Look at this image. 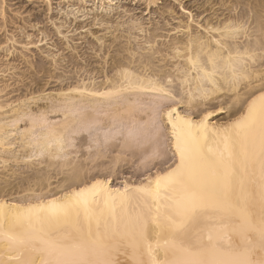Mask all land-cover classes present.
<instances>
[{"label": "bare ground", "instance_id": "obj_1", "mask_svg": "<svg viewBox=\"0 0 264 264\" xmlns=\"http://www.w3.org/2000/svg\"><path fill=\"white\" fill-rule=\"evenodd\" d=\"M7 1L0 0V264L264 260V110L257 99L264 93V0H228L227 13L197 19L194 29L192 11L181 5L189 20L172 35L147 36L126 15L112 26L120 35L113 33L97 70L68 76L48 73L63 57L46 31L38 28L35 41L15 24L11 12L23 11ZM40 1L52 10L51 0ZM98 2L101 10L113 7V0ZM42 40L48 65L25 61L42 81L18 85L23 72L14 53H32ZM95 40L101 52L104 41ZM9 80L16 88L7 90ZM119 127L118 142L96 133ZM141 132L152 134L149 150L158 157L164 136L172 159L143 177L114 181ZM137 151L144 159L147 148Z\"/></svg>", "mask_w": 264, "mask_h": 264}, {"label": "rangeland", "instance_id": "obj_2", "mask_svg": "<svg viewBox=\"0 0 264 264\" xmlns=\"http://www.w3.org/2000/svg\"><path fill=\"white\" fill-rule=\"evenodd\" d=\"M66 1L67 0H51L52 10H48L46 4L40 0L7 1V3L11 6V9L20 7L21 11H23L21 15H16L11 12L13 22L22 27L23 31H26L27 34H30L32 40L35 41L41 38V34H38L36 31L38 28L46 31V33L49 35V37L46 38V42L48 45H51L50 48L54 53H57L59 57H63L62 59L58 60L55 70L50 65H48L49 59L45 60L43 58L45 55L41 53V49H43L45 46V40L36 42L38 47H31L32 53L26 52L25 56L14 53V62L17 64L19 69L17 71H19V74L20 71L21 74L23 72V74L20 75L22 78L18 80V85H21L20 83L28 82L31 78L34 79L33 82L42 81L41 78L39 80V78L27 68L28 64L25 61L31 58L48 65V73H52L54 76H68L72 74L73 70L81 67L87 70H97L98 66H100L102 62L100 56L106 49L105 47L107 44H109L110 39H113V33H118L120 35V32H115L112 29V26L118 20H125L127 17L126 15H129L133 17L132 19H136L138 22H140L144 28L147 29V36L150 32L167 33L169 30V34L172 35L180 24H184L187 20H189L185 15L187 13V9L192 11V14L194 15V21L191 22L192 29H194L195 21L197 19H200L201 23L205 19L213 21L214 18L219 17L221 13H227V11L224 10V6L230 4L228 0H159L157 3L158 5L146 6V3L143 0H113V7H110L108 11H104L98 8V0H70V2L67 3ZM181 5L187 9H183ZM67 9H77L80 10V12H77V17H74V15L71 13L65 15V11ZM99 18L103 21L100 20L99 22ZM53 22H55L56 25H60L61 33L57 34L55 32L54 28L56 26H52ZM30 24H35V27H30ZM107 27L110 29L108 30ZM23 31L21 33H17V35L22 37ZM134 32L141 34L137 30ZM136 33H134V35H136ZM63 34L66 35V39L62 37ZM142 34L146 35L145 32ZM97 36L100 37V41H104L101 44V52L99 50L101 42L95 40V37ZM119 40L124 41L125 39L118 38L115 42H118ZM142 40L143 39L141 38V35L136 39L133 37L130 38V42L133 45L136 44V42L142 43ZM16 77L18 76H13V78ZM54 81H56V79H50V82ZM7 82L10 83V86L7 88V90L16 88L17 83H14L10 80ZM49 115L54 120L58 119L59 117V113H55V115L54 113H51ZM53 116H56V118ZM96 127L98 126L91 128L89 131H94ZM159 130L161 131L162 127H160ZM102 131L103 130L100 128H97L96 133H99L100 136H103V133L104 135L108 133V135L115 136L112 138V140H116L115 138L121 136L120 132H122V128H115L113 131L106 133ZM82 133L85 136H88L87 131ZM151 136V133L142 132L134 136V139L132 140L134 144L132 143L131 145L133 151L137 153L139 152L137 150L141 151V149L147 148V154L145 155L144 159L143 157H139L140 155L138 156V153L135 154L136 156L134 155L132 157L131 154H129L130 148L129 151L126 152L128 154H125L124 161L120 162L122 166H120L121 168H118L119 170L114 176V181H120L122 177H131L132 179L143 177V173L150 172V170L153 169V166H155V168L157 166L160 167L165 164H163L165 160L172 159L169 146H167L166 138L164 136L161 139L164 141L161 148L165 152V156L161 155L158 157V155H156L158 153L153 154L149 150L153 140V137ZM118 141L119 140L117 139L114 142ZM91 147L90 149L94 150L92 144ZM19 194L21 195L22 192Z\"/></svg>", "mask_w": 264, "mask_h": 264}, {"label": "snow or ice", "instance_id": "obj_3", "mask_svg": "<svg viewBox=\"0 0 264 264\" xmlns=\"http://www.w3.org/2000/svg\"><path fill=\"white\" fill-rule=\"evenodd\" d=\"M257 99L261 102V104H260L261 110H264V93H262L261 96L258 97ZM256 103H257L256 100H254L252 102V104L249 105V112L250 113L255 110ZM169 116H171L170 113H169ZM173 127H175V125H173ZM178 147H179V145H178ZM182 162H183V156H182ZM157 186H159V180H157ZM106 264H108V262H106ZM236 264H264V260L252 261L250 259H245V260L236 262Z\"/></svg>", "mask_w": 264, "mask_h": 264}]
</instances>
